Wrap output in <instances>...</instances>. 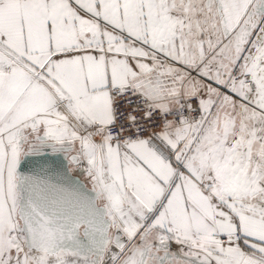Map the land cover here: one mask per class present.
<instances>
[{
  "label": "snow or ice",
  "instance_id": "snow-or-ice-1",
  "mask_svg": "<svg viewBox=\"0 0 264 264\" xmlns=\"http://www.w3.org/2000/svg\"><path fill=\"white\" fill-rule=\"evenodd\" d=\"M0 264H264V0H0Z\"/></svg>",
  "mask_w": 264,
  "mask_h": 264
}]
</instances>
